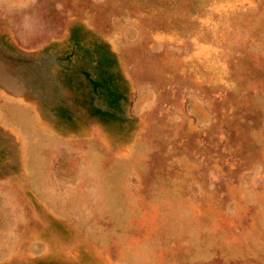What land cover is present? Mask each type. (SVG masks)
Returning <instances> with one entry per match:
<instances>
[{"label": "rangeland", "instance_id": "1", "mask_svg": "<svg viewBox=\"0 0 264 264\" xmlns=\"http://www.w3.org/2000/svg\"><path fill=\"white\" fill-rule=\"evenodd\" d=\"M0 264H264V0H0Z\"/></svg>", "mask_w": 264, "mask_h": 264}]
</instances>
